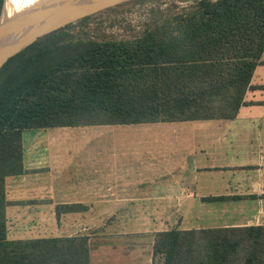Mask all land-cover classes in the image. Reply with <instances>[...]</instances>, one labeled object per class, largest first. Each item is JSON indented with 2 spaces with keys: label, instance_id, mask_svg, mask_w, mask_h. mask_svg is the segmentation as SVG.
<instances>
[{
  "label": "trees",
  "instance_id": "16d2710c",
  "mask_svg": "<svg viewBox=\"0 0 264 264\" xmlns=\"http://www.w3.org/2000/svg\"><path fill=\"white\" fill-rule=\"evenodd\" d=\"M70 25L0 69V264H89L87 235L8 237L5 182L25 172L27 131L234 119L264 50V0H198L132 39H74ZM76 208L58 204L55 215ZM153 258L264 264V226L159 231Z\"/></svg>",
  "mask_w": 264,
  "mask_h": 264
},
{
  "label": "crops",
  "instance_id": "0c3cea01",
  "mask_svg": "<svg viewBox=\"0 0 264 264\" xmlns=\"http://www.w3.org/2000/svg\"><path fill=\"white\" fill-rule=\"evenodd\" d=\"M260 59L234 119L40 129L41 143H23L25 172L5 182L8 237L84 234L89 264H161L156 232L264 226ZM58 204L77 208L57 218Z\"/></svg>",
  "mask_w": 264,
  "mask_h": 264
},
{
  "label": "rangeland",
  "instance_id": "374dc122",
  "mask_svg": "<svg viewBox=\"0 0 264 264\" xmlns=\"http://www.w3.org/2000/svg\"><path fill=\"white\" fill-rule=\"evenodd\" d=\"M40 1L44 2L45 0ZM197 1L129 0L89 15L83 24L79 20L72 22L69 33L74 36V39H132L145 30L151 29L156 23L192 9ZM38 131L41 130L29 131L24 135L25 147H34V143L43 141L41 140L42 137L40 138L42 133ZM92 225L91 231H98L101 228L98 221H95ZM58 226V233L61 234H67L71 229L74 230L71 226L62 229L60 223ZM50 230L48 227L46 232L48 233Z\"/></svg>",
  "mask_w": 264,
  "mask_h": 264
},
{
  "label": "water",
  "instance_id": "95a60500",
  "mask_svg": "<svg viewBox=\"0 0 264 264\" xmlns=\"http://www.w3.org/2000/svg\"><path fill=\"white\" fill-rule=\"evenodd\" d=\"M126 1L129 0H45L3 20L0 23V69L9 58L37 39ZM2 11L3 7L0 17Z\"/></svg>",
  "mask_w": 264,
  "mask_h": 264
},
{
  "label": "bare ground",
  "instance_id": "6f19581e",
  "mask_svg": "<svg viewBox=\"0 0 264 264\" xmlns=\"http://www.w3.org/2000/svg\"><path fill=\"white\" fill-rule=\"evenodd\" d=\"M42 1L40 0H5L3 11L0 17V23L26 9H30Z\"/></svg>",
  "mask_w": 264,
  "mask_h": 264
}]
</instances>
